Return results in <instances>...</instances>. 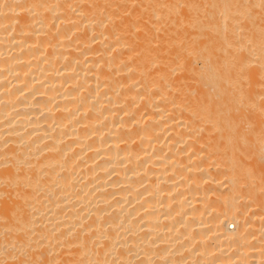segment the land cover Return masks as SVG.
I'll return each mask as SVG.
<instances>
[{"label":"bare ground","instance_id":"1","mask_svg":"<svg viewBox=\"0 0 264 264\" xmlns=\"http://www.w3.org/2000/svg\"><path fill=\"white\" fill-rule=\"evenodd\" d=\"M0 264H264V0H0Z\"/></svg>","mask_w":264,"mask_h":264}]
</instances>
